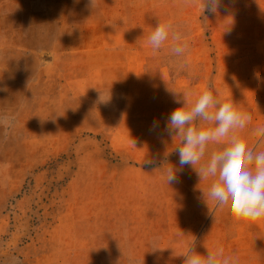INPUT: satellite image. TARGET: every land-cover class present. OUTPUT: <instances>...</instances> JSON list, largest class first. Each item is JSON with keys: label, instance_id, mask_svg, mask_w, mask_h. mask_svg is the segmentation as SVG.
<instances>
[{"label": "rangeland", "instance_id": "1", "mask_svg": "<svg viewBox=\"0 0 264 264\" xmlns=\"http://www.w3.org/2000/svg\"><path fill=\"white\" fill-rule=\"evenodd\" d=\"M158 21L186 34L181 61L170 41L148 45ZM205 89L251 114L242 135L255 146L264 0L215 13L202 0H0V116L12 118L0 127V264H184L193 242L264 264V220L233 224L207 205L210 181L180 168L179 138L163 132L176 93Z\"/></svg>", "mask_w": 264, "mask_h": 264}, {"label": "clouds", "instance_id": "2", "mask_svg": "<svg viewBox=\"0 0 264 264\" xmlns=\"http://www.w3.org/2000/svg\"><path fill=\"white\" fill-rule=\"evenodd\" d=\"M91 3L94 6L95 0H91ZM220 3L221 0H202V12L207 9L208 12L215 13ZM168 41L171 42L170 55L176 61H181L189 49L186 34L169 22L158 21L148 35L147 43L157 52ZM176 94L174 100L180 106L166 118L163 132L173 142L175 138H179L180 143L173 151L178 153L180 168L190 166L196 171L200 182L210 181L207 192L201 190L203 199L207 205L210 200L216 207L227 206L225 219L230 223L264 220V150H256L264 145V125L253 129L256 145L249 147L242 133L252 116L241 110L238 103L232 99L223 100L218 92L214 94L210 89L203 90L194 98L186 92ZM109 99L104 100L100 96L102 102ZM11 123V117L0 116V127L7 129ZM158 127V122L153 121L150 130L156 131ZM210 143L220 147L208 155ZM146 162L155 164L156 160ZM168 164L164 175L170 185L178 182L179 178L177 169ZM153 248L158 249L154 243ZM183 256L184 264L238 262L237 257L226 256L222 247L207 249L206 255H202L196 251L195 242Z\"/></svg>", "mask_w": 264, "mask_h": 264}]
</instances>
